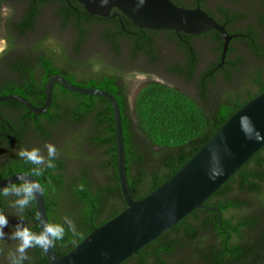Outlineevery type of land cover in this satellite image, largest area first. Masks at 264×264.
Wrapping results in <instances>:
<instances>
[{
	"label": "trees",
	"instance_id": "1",
	"mask_svg": "<svg viewBox=\"0 0 264 264\" xmlns=\"http://www.w3.org/2000/svg\"><path fill=\"white\" fill-rule=\"evenodd\" d=\"M206 1L213 3L200 0L201 7ZM2 5L13 8L14 14L5 21L9 47L0 55V95L18 94L41 106L46 81L55 74L76 85L111 92L121 112L125 170L134 199L160 186L236 110L264 91V45L255 43L252 53L240 51L223 70H203L198 79L194 78L193 65L183 71L170 66L173 59L169 56L156 70L169 65V70L181 77L176 79L189 84L193 91L177 84L148 81L128 98L129 78L134 74L129 66L133 48L144 50L146 46L141 38L116 37L123 26L132 27L117 9L111 12L117 11V17L107 19L89 14L77 0H0ZM251 13L264 22V8L255 4ZM244 15L234 12L230 18L240 20ZM46 16L57 32L71 30L70 49L65 46L59 50L54 38L45 34L27 52L15 51L16 38L35 33L37 22L43 18L46 23ZM94 29L98 31V48L81 57ZM99 51L115 61L100 65L96 58L92 63ZM214 52L220 56L222 51ZM118 55H125L126 60L120 63ZM165 56L163 53L159 63ZM82 67L89 72L83 73ZM0 115L6 120L0 119V181L18 172L31 174L34 167H40L42 175L36 178L43 187L49 221L63 223L67 216L75 222L76 233L65 225L64 238L54 245L59 255L75 247L92 227L126 208L116 172L114 116L107 99L74 93L55 83L52 103L45 113L35 114L22 103L8 100L0 102ZM71 130L74 137L54 143L58 134ZM79 140L81 146L75 144ZM34 143L44 147L39 149L46 159V145H55L54 168L33 165L18 155L23 148H38ZM15 199L11 194H0V211L9 219L4 231H15V225L23 222L39 233L34 198L23 213L12 205ZM203 204L218 208L220 214L212 208L195 209L120 264H264V146ZM16 245L7 238L0 241V264H10L8 253ZM27 256L24 264H49L39 246L27 249Z\"/></svg>",
	"mask_w": 264,
	"mask_h": 264
},
{
	"label": "water",
	"instance_id": "2",
	"mask_svg": "<svg viewBox=\"0 0 264 264\" xmlns=\"http://www.w3.org/2000/svg\"><path fill=\"white\" fill-rule=\"evenodd\" d=\"M91 15L109 16L117 9L138 28L151 30H174L198 35L210 29L216 30L223 38L221 63L226 55L230 35L224 26L217 23L201 9L186 8L172 0H77ZM60 83L65 89L89 96L107 99L114 116V138L116 145V172L121 195L126 208L92 230L70 251L59 255L54 246L43 252L49 264H120L151 241L168 231L181 219L198 208H212L204 205L240 167L248 161L264 143L249 140L240 129L239 118L249 115L256 128L264 134V91L253 97L236 110L197 150V152L173 175L141 199H134L127 181L125 170V145L121 112L116 97L103 89L84 87L69 82L64 76L55 74L45 84V102L33 105L18 94L0 95V102L16 100L35 114L45 113L52 103L53 87ZM3 122L6 120L0 115ZM9 125V123H7ZM226 138L230 155L222 153L225 174L215 182L208 178L209 148ZM30 175L18 172L0 181V191L19 183L17 176ZM36 179V177H33ZM36 212L41 231L43 222H50L46 211L44 193L34 197Z\"/></svg>",
	"mask_w": 264,
	"mask_h": 264
},
{
	"label": "flooded vegetation",
	"instance_id": "3",
	"mask_svg": "<svg viewBox=\"0 0 264 264\" xmlns=\"http://www.w3.org/2000/svg\"><path fill=\"white\" fill-rule=\"evenodd\" d=\"M172 1L180 3L182 7L186 8L200 7L217 23L224 26L225 30L230 35H234L228 43L224 60L221 63V55L219 56L218 52H214L222 51L224 42L221 34L214 29L194 35L181 31L176 32L174 30L138 28L133 24L129 29L123 26L122 30L116 32L117 38H122V35H128L130 38H141L145 41L146 46L144 50L133 48L135 53L131 56L132 62L129 66L132 67V72H134V74L130 77L131 83L128 88V98H132L137 90L148 81H157L173 86V84L163 80L167 79L166 77H180L175 70H169L171 65H176L183 71H186L193 65L194 78L198 79L201 77V72L203 70H223L228 66L229 60L236 58L240 54V51L252 53V51H255V43L264 45V22L262 23L259 18L253 16L251 13V7L255 4L263 9L264 0H239L234 2L219 0V2L216 3L213 0V3L211 1H206L205 7H201L200 0ZM240 11L245 14V17L240 20H232L230 18L234 12L239 13ZM111 12L112 10L109 16H106L107 19H114L117 17V11L113 12L112 15ZM121 24H123L122 21ZM220 45L221 50H219ZM159 51H175L178 56L173 59L170 66L166 65V67H163L161 73L159 72L160 70H156L162 58V54ZM202 51H207L206 61H203ZM118 56L117 58L121 63L122 57L121 55ZM139 80L143 81L140 82ZM134 82H137L135 89L132 85ZM0 136H3V133H0Z\"/></svg>",
	"mask_w": 264,
	"mask_h": 264
},
{
	"label": "clouds",
	"instance_id": "4",
	"mask_svg": "<svg viewBox=\"0 0 264 264\" xmlns=\"http://www.w3.org/2000/svg\"><path fill=\"white\" fill-rule=\"evenodd\" d=\"M14 14V9L8 5L0 6V17L8 18ZM8 48L6 39L0 38V55L4 54ZM239 125L241 131L245 137L249 140H255L258 143H264V134L260 132L252 121V118L245 114L239 118ZM47 159L42 155L39 148L26 149L23 148L18 152V155L25 161L31 162L33 165H44L47 168L55 167V157L57 155V149L53 144H47ZM222 153L226 155L231 154V150L227 145L226 138L221 136L220 142L209 148V168L208 178L210 181L215 182L219 177L225 174L224 165L222 162ZM42 175V169L40 167H34L30 175L17 176L19 183L13 184L10 187H5L0 191V194L4 196L14 195L16 199L12 202V205L18 209L20 213H23L31 200L37 197V194H42L43 187L38 180L33 177H39ZM23 221V217L20 219ZM8 216L0 211V241L7 239L18 241L16 247L9 251L8 258L10 264H24L28 260L27 249L39 246L47 251L50 247H53L58 240H62L65 236V225L67 230L76 233L75 222L65 216L63 223L57 222H43L41 231L39 233L33 232L27 224L21 222L15 225V231L6 233L4 229L8 226Z\"/></svg>",
	"mask_w": 264,
	"mask_h": 264
},
{
	"label": "rangeland",
	"instance_id": "5",
	"mask_svg": "<svg viewBox=\"0 0 264 264\" xmlns=\"http://www.w3.org/2000/svg\"><path fill=\"white\" fill-rule=\"evenodd\" d=\"M18 10H20V8ZM45 18L47 19L46 23L43 21V18H41L40 21L37 22L35 33H33L31 35H28L27 37H24V38H16L15 51H17L18 53L27 52V48L30 47L33 44L35 45V43L45 34L51 35L52 38H54V39H52V41L54 42V44H56V46H57V48H59V50H62L65 46H67V48L70 49V46H71L70 45V43H71L70 39L72 37L71 30L68 29L64 33H59V32L56 31V28L54 27V22L52 21V19L49 16L48 17L46 16ZM5 21H6V18L0 17V38H3V39H6V35H5ZM95 36H98V31L94 29V30H92L91 38L89 39V41L85 45V48L83 49L84 52L81 54V57L87 56V54H90V53L93 52L92 50L94 48H98V44H96V41H95V38H96ZM7 43H8V41H7ZM8 47H9V45H8ZM99 49L103 50L104 48H100L99 47ZM58 52L62 53L64 51H58ZM206 52L207 51H202L203 61H206V59H207ZM66 53L71 54L70 51H67ZM163 53H165L166 56L164 57V59L161 60V62L159 63L158 66H161L162 64H164L169 56L172 57V59H175L176 57H178L177 54L175 53V51H163L162 54ZM93 58H92L93 59L92 63H94L93 61L97 58V63H99L100 65H101V63H103V65H104L106 62H108L110 60V57L105 53V51H99L98 54L94 55ZM122 60H124V61L126 60V56L125 55L122 57ZM110 61L114 62L115 59L114 60L112 59ZM123 63L125 64V62H123ZM90 64H91V62H90ZM81 69H82L83 73H86L84 70L89 72L88 68L85 69L84 67H82ZM159 72L161 73V69H160ZM83 75H85V74H83ZM166 78L167 79H163V80L165 82H167V83H170V84H173V85L177 84V85L181 86V88H186L187 91H189V92L193 91L189 84L186 85L182 81L177 80L176 78H173V77H166ZM129 81L131 82L130 78H129ZM139 81L141 82L143 80H139ZM132 85L134 86V89H135V87L137 86V82H134ZM67 132H68L67 134H64L62 136H59L61 134H58V138L54 141V143L57 140H58L57 142H59V141L63 142L65 139L74 137V131L73 130L67 131ZM75 144L77 146H79V145L81 146L82 142L81 141L80 142H76ZM35 146L38 147V148H42L43 147L40 144L34 143L33 147H35ZM82 150H83V152H87V148L86 147H83ZM8 240L9 239H7V241ZM9 241L13 242V245H16L14 240H9ZM2 247L4 249L6 248V246H4V244H2ZM4 249H1V252L5 251ZM0 259H2V257H0Z\"/></svg>",
	"mask_w": 264,
	"mask_h": 264
}]
</instances>
